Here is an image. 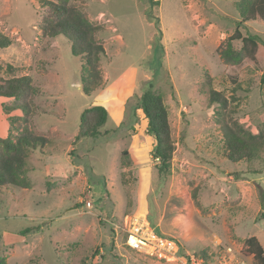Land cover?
Returning a JSON list of instances; mask_svg holds the SVG:
<instances>
[{
  "label": "rangeland",
  "instance_id": "1",
  "mask_svg": "<svg viewBox=\"0 0 264 264\" xmlns=\"http://www.w3.org/2000/svg\"><path fill=\"white\" fill-rule=\"evenodd\" d=\"M70 4L104 28L96 37L106 50L104 86L91 95L82 90V59L71 43L42 36L40 0H0V33L12 41L0 49V80L29 76L39 90L28 122L22 111H7L18 102L0 97V137L17 136V126L49 140L29 152L30 188L0 186V258L8 264H181L130 245L153 233L175 240L181 255L206 253L212 261L230 249L257 264L242 250L251 237L264 248V148L252 161L232 163L221 128L236 120L264 132V66L226 65L219 55L240 21L235 0ZM241 31L264 40L261 23ZM156 37L164 50L159 69ZM153 79L175 141L167 177L158 174L153 137L136 108ZM211 89L227 99L226 110L210 102ZM98 105L110 116L102 136L76 140L82 113Z\"/></svg>",
  "mask_w": 264,
  "mask_h": 264
},
{
  "label": "trees",
  "instance_id": "2",
  "mask_svg": "<svg viewBox=\"0 0 264 264\" xmlns=\"http://www.w3.org/2000/svg\"><path fill=\"white\" fill-rule=\"evenodd\" d=\"M153 1V0H152ZM43 11L39 28L44 38L65 37L72 45V54L82 59V90L91 95L104 86L101 70L102 58L106 50L96 37L102 27L91 22L87 15L70 4V0H40ZM235 8L239 13L235 32L228 36L219 48L220 58L226 65L241 67L250 63L254 67L264 66V40L257 35L242 33L248 23L258 22L264 25V0H235ZM153 18V17H152ZM157 20V19H156ZM158 24V22H156ZM161 34V31H159ZM235 43L240 45L237 47ZM12 41L0 33V49H6ZM160 37L155 39L154 56L159 69L160 57L163 53ZM9 72H14L12 65H7ZM155 79L151 80L138 100L137 109L141 110L147 120V132L153 137V158L157 161L156 168L160 177L170 174L171 162L175 152V141L172 137L168 110L163 96L155 90ZM262 83L264 84V73ZM39 90L32 85L29 76L0 80V97L13 99L17 105L7 111H22L26 122L34 117V98ZM210 102L227 109L228 101L219 92L210 90ZM135 114V111L134 113ZM220 115V113H218ZM129 120L132 115L128 113ZM110 116L103 106H93L81 115L79 133L76 140L82 138H98L102 136L101 128L108 122ZM221 120H223L221 118ZM224 136V155L232 163L252 161L264 148V132L253 133L236 120L231 123L221 122ZM123 124L120 126L122 127ZM17 129V136L9 133L6 138L0 137V186H16L30 188L26 177V162L29 152L39 146L44 147L48 139L37 135L28 128ZM264 223V213H261ZM27 229L24 233L29 232ZM242 252L252 255L257 264H264V248L257 238L245 240ZM198 256L209 260L205 254ZM0 264H8L5 257L0 258Z\"/></svg>",
  "mask_w": 264,
  "mask_h": 264
},
{
  "label": "built area",
  "instance_id": "3",
  "mask_svg": "<svg viewBox=\"0 0 264 264\" xmlns=\"http://www.w3.org/2000/svg\"><path fill=\"white\" fill-rule=\"evenodd\" d=\"M86 205L89 208L91 207L90 202H87ZM135 240L136 242L130 243V245L140 253L164 260L176 259L181 264H215V261L217 262V260L218 264H251L242 258L235 257L230 249H228V252H225L220 256L217 255L216 257H219L218 259L212 258V261H207L205 258L189 251H186L181 255L180 245L175 240L157 236L153 233L140 239L135 238Z\"/></svg>",
  "mask_w": 264,
  "mask_h": 264
},
{
  "label": "bare ground",
  "instance_id": "4",
  "mask_svg": "<svg viewBox=\"0 0 264 264\" xmlns=\"http://www.w3.org/2000/svg\"><path fill=\"white\" fill-rule=\"evenodd\" d=\"M132 242H136V240L132 239Z\"/></svg>",
  "mask_w": 264,
  "mask_h": 264
}]
</instances>
